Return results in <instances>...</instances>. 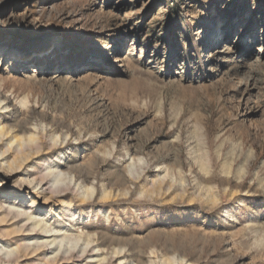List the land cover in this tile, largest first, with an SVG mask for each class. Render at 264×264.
Segmentation results:
<instances>
[{
    "label": "rangeland",
    "instance_id": "1",
    "mask_svg": "<svg viewBox=\"0 0 264 264\" xmlns=\"http://www.w3.org/2000/svg\"><path fill=\"white\" fill-rule=\"evenodd\" d=\"M2 256L264 264V0H0Z\"/></svg>",
    "mask_w": 264,
    "mask_h": 264
},
{
    "label": "bare ground",
    "instance_id": "2",
    "mask_svg": "<svg viewBox=\"0 0 264 264\" xmlns=\"http://www.w3.org/2000/svg\"><path fill=\"white\" fill-rule=\"evenodd\" d=\"M212 33V32H211ZM211 33H209V35H208V41H209V39H210V37L212 36V34ZM208 44H211V42H209ZM208 56L209 57H212V53L210 52L209 54H208ZM13 209H15L14 207H13ZM15 211V213L17 214V215H26L24 212H21L20 210H18V209H15L14 210ZM26 218H27V220H30V216H28V215H26ZM39 226V224H31L30 225V227L28 228V226H27V228H28V230L29 231H31V233L33 232V233H35L36 235H39V234H43V233H46V232H48L49 230L46 228V227H41L40 226V228L38 229V230H40L41 232H39L36 228ZM88 244H89V241H88V243L86 244V246L85 247H83L82 248V250H81V252L82 253H85L86 251H87V246H88ZM43 247H45V246H48V244H45V243H42L41 244ZM23 248V247H22ZM21 248V249H22ZM48 249V248H47ZM13 250H15V249H13ZM23 250V249H22ZM69 250V249H68ZM43 251V250H42ZM70 252H72V251H70ZM14 254H15V252H13ZM7 254H9V253H7ZM1 255H3V254H1ZM6 255V254H5ZM4 255V256H5ZM16 255V254H15ZM8 256V255H7ZM17 256V255H16ZM19 256H21V254L19 255ZM74 255H73V253L70 255V256H67V254L66 253H62V254H60V256H55L54 258H50V260H52V261H57V260H64V259H69V258H72ZM76 256V255H75ZM80 256V255H79ZM14 257V256H13ZM5 258H7V257H5ZM17 258V257H16ZM13 259V261H14V258H12ZM2 260H4L3 259V256H2ZM18 260H19V258H18ZM5 261V260H4ZM6 264L7 263H9V264H12V261H11V259H9V257L6 259ZM17 263V262H16ZM13 264H15V261H14V263ZM20 264H21V262H20Z\"/></svg>",
    "mask_w": 264,
    "mask_h": 264
}]
</instances>
